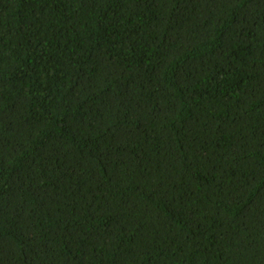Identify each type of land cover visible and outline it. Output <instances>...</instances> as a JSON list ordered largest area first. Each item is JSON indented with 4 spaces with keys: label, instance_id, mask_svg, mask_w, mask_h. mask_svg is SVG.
<instances>
[{
    "label": "trees",
    "instance_id": "1",
    "mask_svg": "<svg viewBox=\"0 0 264 264\" xmlns=\"http://www.w3.org/2000/svg\"><path fill=\"white\" fill-rule=\"evenodd\" d=\"M0 264H264V0H0Z\"/></svg>",
    "mask_w": 264,
    "mask_h": 264
}]
</instances>
